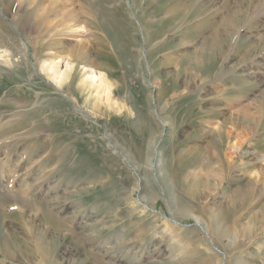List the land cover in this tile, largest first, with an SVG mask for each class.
I'll return each mask as SVG.
<instances>
[{
  "label": "rangeland",
  "instance_id": "rangeland-1",
  "mask_svg": "<svg viewBox=\"0 0 264 264\" xmlns=\"http://www.w3.org/2000/svg\"><path fill=\"white\" fill-rule=\"evenodd\" d=\"M51 1L0 0V264H264V0ZM82 53L121 113L87 116L38 71ZM42 203L96 237L88 262L69 240L18 255Z\"/></svg>",
  "mask_w": 264,
  "mask_h": 264
},
{
  "label": "bare ground",
  "instance_id": "bare-ground-1",
  "mask_svg": "<svg viewBox=\"0 0 264 264\" xmlns=\"http://www.w3.org/2000/svg\"><path fill=\"white\" fill-rule=\"evenodd\" d=\"M58 1L52 0L51 2H49L48 7H50V11H51V8L53 9L54 7L64 9L65 6L67 7L69 5L68 0H65V1L60 0L59 2ZM89 1L90 0H83V3H85L88 7H90ZM241 1L242 0H240V2ZM253 1L254 0H252V2ZM65 3H67L68 5H65ZM240 9L241 8L239 7V11H240ZM47 12H49V11H47ZM73 14L72 15L70 14V16H73V18H74L76 15L74 16ZM77 15H78V13H77ZM228 17L229 16H227V18ZM233 17H232V19H233ZM226 20H227V24L229 22L233 21V20H229V22H228V19H226ZM25 23H28V22H25ZM77 27L82 28L80 26H77ZM203 50H204V46H200V47L196 48L195 51H192L190 53H194L195 55L199 54V56L201 57ZM189 57H192V56L189 55ZM71 59L74 60V57H72L71 55L58 56L57 58L56 57L55 58H47L46 60H43L40 63L38 71L41 75H43L45 77L46 80H48L54 86L56 91H61L64 88V86H66L67 84H68V86H70L71 84H74L75 89L77 90L76 93L79 94L80 96H82V98H83V103H84L83 108H85L83 110H85V112L87 113V116L98 117L100 114L104 115L102 113V110L105 111L106 113H108L109 111H113L114 113H117V114L121 113L122 108H123L121 105L123 103H119L115 98H113L114 86L112 83L109 82V80L105 76V74L103 72L96 71L95 69H93L90 65L89 58L86 55H84L83 53H82L81 57L77 58L78 61L75 59L77 61V64H80V66H79L80 70L76 73L75 72L76 71V65H75V63L72 62ZM190 60H192L194 62L193 58H191ZM195 63L197 64V66L199 68H201V64L199 62H195ZM13 64L14 63L11 61L7 50L6 49L1 50L0 51V66H4L8 69V68L13 67ZM196 69H197V67H196ZM70 96H71L70 97L71 101L78 103L77 97L74 96V94H71ZM210 110L211 109H206L204 111L209 112ZM208 115H210V114H208ZM220 143L221 142L219 140H217L216 145H220ZM232 148L235 151H238L240 149L238 146H233ZM233 154H236V152L232 153L230 155L229 160L222 161L224 164L227 165V168H230V164L232 163V160L234 158ZM198 156H194L191 161H188L187 162L188 165H190L191 167L194 166L198 162V160H200V159H198L199 158ZM226 159H228V158H226ZM188 165H186V168L188 167ZM111 185L113 188L110 187V189L114 190L115 189L114 186H116V184L115 185L111 184ZM117 192H118V190H117ZM117 192L115 190V193H117ZM115 193H114V198L116 199V201H119L121 199V196L119 194H115ZM181 208L183 209V207H181ZM55 209L56 208H52V207L42 203V205L37 209V210L41 211L39 216H36V214H34L32 217H28V216H26L25 210H24L25 212L24 211L21 212L27 218L26 221L24 222V226H23V229L25 230L24 236H27V238L24 237V239H22V241H20V240L16 241V245L18 246V255L21 256L22 258H24L25 260H28L30 258H33L34 260L37 259L39 261V263H41V262L44 263L43 259L45 258V256L49 255V257L50 256L54 257V260L56 262L57 258L60 257V255L58 254L59 249L61 248V247L59 248V244H58L59 241L66 240L65 242H63V245H64V243H67V241L69 240V242L72 244L71 246H68V250L66 253L69 258L71 257V252L73 250L76 251V249H79L78 250L79 254L81 253L85 257L86 260L91 259V257H93L92 256L93 254L90 253V251L88 250V247H93V245L96 246V244H93L96 237L86 236L85 238L80 240L83 243L79 247L80 242L78 240L79 236L77 235L78 233L76 231V228L73 229L72 227H64L60 222L58 225V220L56 219V216H55L56 215ZM31 210H32V213L35 212V209L33 207L31 208ZM54 213H55V215H54ZM37 218L41 222L40 226L35 225V221ZM197 220H199V219H197ZM54 223H56V224L53 226ZM84 227L83 228L81 227V228L85 229ZM98 232H100V231H98ZM94 236H95V234H94ZM145 236L146 235L141 236V234L137 235L136 241H131V242L132 243L137 242L141 238L144 239ZM98 238H100V237H98ZM57 239H59V240H57ZM96 242H98V241H96ZM152 245H153V242H152ZM121 246L122 245H118L117 247H121ZM109 253L110 252H108V253L106 252L103 255H96L95 257H97V258H92V260H91L92 262H90V261L88 262V260L86 262L91 263V264H109L108 262H104L105 257L108 258ZM33 259H31V260H33ZM45 259H47V258H45Z\"/></svg>",
  "mask_w": 264,
  "mask_h": 264
}]
</instances>
